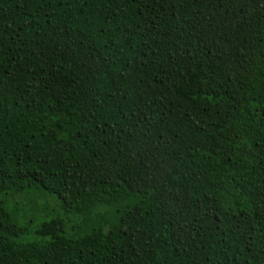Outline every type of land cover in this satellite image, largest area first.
I'll list each match as a JSON object with an SVG mask.
<instances>
[{"label": "trees", "instance_id": "16d2710c", "mask_svg": "<svg viewBox=\"0 0 264 264\" xmlns=\"http://www.w3.org/2000/svg\"><path fill=\"white\" fill-rule=\"evenodd\" d=\"M0 264H264V0H0Z\"/></svg>", "mask_w": 264, "mask_h": 264}, {"label": "rangeland", "instance_id": "374dc122", "mask_svg": "<svg viewBox=\"0 0 264 264\" xmlns=\"http://www.w3.org/2000/svg\"><path fill=\"white\" fill-rule=\"evenodd\" d=\"M19 204L20 210L18 211L19 221L26 223L28 227H33L37 223L44 222L53 216H60L65 218L70 223H74L78 217L70 214H66L61 211L57 203L52 200H44L42 198H34V204L25 205L18 199L16 200Z\"/></svg>", "mask_w": 264, "mask_h": 264}]
</instances>
